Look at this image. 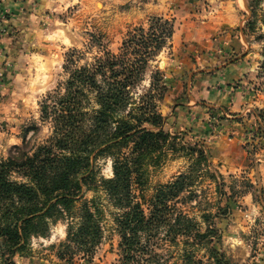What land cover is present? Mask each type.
Returning <instances> with one entry per match:
<instances>
[{
	"label": "rangeland",
	"instance_id": "rangeland-1",
	"mask_svg": "<svg viewBox=\"0 0 264 264\" xmlns=\"http://www.w3.org/2000/svg\"><path fill=\"white\" fill-rule=\"evenodd\" d=\"M155 18L167 20L172 33L149 57L136 90L145 92L159 71L155 78L164 88L153 93L163 129L177 144L203 143L211 170L221 174L197 172L195 196L177 206L203 228V210L216 212L217 201L230 206L214 219L221 261L200 244L195 258L199 264H264V0H0V158L23 139L34 148L50 135L39 106L67 78L71 50L70 68L105 52L119 56L139 28L145 36L153 32ZM155 32L160 36L159 28ZM33 125L36 131L27 130ZM178 148L164 147L158 163L147 165L145 198L157 184L189 170L193 159ZM94 164L97 180L112 177L111 157L99 156ZM91 200L101 211L103 234L90 260L61 257L67 224L58 220L46 237L31 239L29 252L15 256V264H118V209L101 186L84 188L75 205Z\"/></svg>",
	"mask_w": 264,
	"mask_h": 264
},
{
	"label": "trees",
	"instance_id": "trees-1",
	"mask_svg": "<svg viewBox=\"0 0 264 264\" xmlns=\"http://www.w3.org/2000/svg\"><path fill=\"white\" fill-rule=\"evenodd\" d=\"M169 24L155 18L151 26L156 27L148 36L139 28V34L124 41L119 56L105 52L93 63L70 68L74 49L67 55V78L39 106L50 135L34 148L23 139L0 158V264H15V256L29 252L31 239L46 237L50 224L58 220L67 224L66 238L59 243L61 257L90 260L103 234L101 211L94 200L79 208L75 202L84 188L100 186L118 209V264H199L196 244L205 245L212 258L221 261L213 245L221 237L214 219L228 214L230 206L217 201L216 212L203 210L204 228L177 206L195 196L191 185L197 172L205 170L214 178L221 174L211 170L203 143L177 144L163 129L164 116L156 109L153 93L164 88L155 78L159 71L151 74L145 92L136 90L149 57L171 35L172 28H165ZM262 56L264 71V47ZM37 129L33 125L27 130ZM164 147L187 150L193 162L187 172L157 184L145 198L147 165L158 163ZM99 156L112 158V177L96 179ZM220 188L219 183L218 192Z\"/></svg>",
	"mask_w": 264,
	"mask_h": 264
}]
</instances>
